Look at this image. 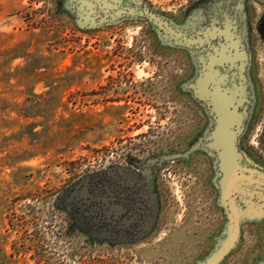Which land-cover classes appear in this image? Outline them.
<instances>
[{"label": "rangeland", "instance_id": "obj_1", "mask_svg": "<svg viewBox=\"0 0 264 264\" xmlns=\"http://www.w3.org/2000/svg\"><path fill=\"white\" fill-rule=\"evenodd\" d=\"M178 28L231 4L249 54L239 148L264 170V6L255 0H143ZM196 53L145 20L84 31L69 0H0V264H197L225 218L205 108L185 90ZM122 187L142 205L127 231L95 225L72 192ZM221 264H264V219L243 220Z\"/></svg>", "mask_w": 264, "mask_h": 264}, {"label": "water", "instance_id": "obj_2", "mask_svg": "<svg viewBox=\"0 0 264 264\" xmlns=\"http://www.w3.org/2000/svg\"><path fill=\"white\" fill-rule=\"evenodd\" d=\"M69 2L80 30L142 19L156 30L162 43L196 53V76L185 90L209 118V129L199 146L213 158L217 204L225 218L215 249L197 264H221L239 241L242 221L264 219V170L251 164L239 148L249 119L251 90L246 77L249 54L243 35L237 33L241 21L231 14L232 4L219 15H207L203 25L182 29L152 12L143 0ZM211 48V53H203ZM220 69L234 70L236 81L228 85L227 75ZM109 185L81 184L72 192L73 206L97 226L119 232L130 229L143 215L141 206L127 205V200L117 197L116 190L122 187Z\"/></svg>", "mask_w": 264, "mask_h": 264}, {"label": "flooded vegetation", "instance_id": "obj_3", "mask_svg": "<svg viewBox=\"0 0 264 264\" xmlns=\"http://www.w3.org/2000/svg\"><path fill=\"white\" fill-rule=\"evenodd\" d=\"M256 2H258V3H260L259 1L260 0H255ZM261 1H263V3H260V4H262L263 6H264V0H261ZM232 11H233V13H231V14H235L236 15V17H238V19H240V16H241V12L237 9V7H235V6H233L232 5ZM220 10H223V9H219V10H214L210 15H215V14H217V15H219L220 13H219V11ZM209 15V14H208ZM207 16V15H206ZM206 16L204 17V20L206 19ZM196 24H198V25H203L204 24V21L203 22H197ZM263 31H264V20H263ZM238 34H241V29H238V32H237ZM214 49V48H213ZM209 52V53H211L213 50H212V48L210 49V50H206V51H203V53H205V52ZM196 56L197 55H195V58H196ZM195 62V61H194ZM195 66H196V64H195ZM221 70V72L223 73V74H226L227 75V78H228V85L230 84V83H232V82H234V81H236V76L234 75V73H235V71L234 70H232V71H230V70H228V69H226V70H222V69H220ZM196 72H197V67H196V71H195V76H196ZM194 76V77H195ZM246 77H247V74H246ZM110 186V185H109ZM117 192H118V195H117V197L118 198H123V199H125V200H127L128 201V204L127 205H129L130 203H131V205H133V207H135L136 205H139V207H140V209L142 210V205H140L138 202V200H134L133 198H131L130 197V195H128L123 189L122 190H116ZM123 218V217H122ZM121 218V219H122ZM142 217H141V219H140V221L138 220L135 224H133L131 227H133V226H135L136 224H138V223H140L141 221H142ZM119 223V222H118ZM117 223V224H118ZM131 229V228H130ZM127 230H129V229H126L125 231H127Z\"/></svg>", "mask_w": 264, "mask_h": 264}]
</instances>
